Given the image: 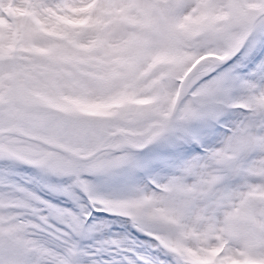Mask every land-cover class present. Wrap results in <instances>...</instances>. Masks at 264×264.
Returning a JSON list of instances; mask_svg holds the SVG:
<instances>
[{"label":"snow or ice","instance_id":"1","mask_svg":"<svg viewBox=\"0 0 264 264\" xmlns=\"http://www.w3.org/2000/svg\"><path fill=\"white\" fill-rule=\"evenodd\" d=\"M0 264H264V0H0Z\"/></svg>","mask_w":264,"mask_h":264}]
</instances>
